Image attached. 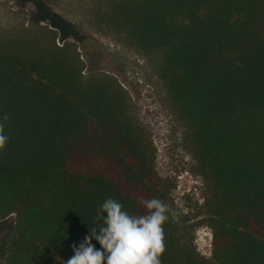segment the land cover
I'll list each match as a JSON object with an SVG mask.
<instances>
[{"label": "trees", "instance_id": "trees-1", "mask_svg": "<svg viewBox=\"0 0 264 264\" xmlns=\"http://www.w3.org/2000/svg\"><path fill=\"white\" fill-rule=\"evenodd\" d=\"M114 22L144 51L186 126L206 194L212 257L194 244L158 175L146 128L116 79L83 75L68 45L0 38V219L16 214L6 264H66L113 198L169 207L162 264H264V0H120ZM92 243L99 249L95 240Z\"/></svg>", "mask_w": 264, "mask_h": 264}, {"label": "rangeland", "instance_id": "rangeland-1", "mask_svg": "<svg viewBox=\"0 0 264 264\" xmlns=\"http://www.w3.org/2000/svg\"><path fill=\"white\" fill-rule=\"evenodd\" d=\"M120 0H0V38L28 33L36 42L68 45L83 75L116 79L133 116L146 128L158 175L170 187L173 212L188 220L197 250L212 257L213 231L204 220L206 188L186 136V126L160 79V50L144 51L114 22ZM16 214L0 219L2 252L15 231ZM54 264H60L54 263Z\"/></svg>", "mask_w": 264, "mask_h": 264}, {"label": "clouds", "instance_id": "clouds-1", "mask_svg": "<svg viewBox=\"0 0 264 264\" xmlns=\"http://www.w3.org/2000/svg\"><path fill=\"white\" fill-rule=\"evenodd\" d=\"M7 115L0 116V151L9 137L5 134ZM146 215L134 216L116 199L109 198L99 207V228L77 247L66 264H162L165 252L164 225L169 219V207L159 199L143 200ZM95 240L99 249L92 243Z\"/></svg>", "mask_w": 264, "mask_h": 264}]
</instances>
